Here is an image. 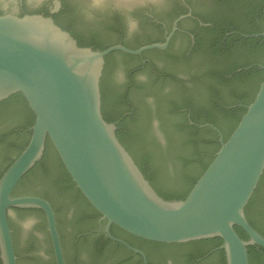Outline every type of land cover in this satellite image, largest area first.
<instances>
[{
  "label": "water",
  "instance_id": "95a60500",
  "mask_svg": "<svg viewBox=\"0 0 264 264\" xmlns=\"http://www.w3.org/2000/svg\"><path fill=\"white\" fill-rule=\"evenodd\" d=\"M115 1L127 5L137 0ZM241 36L264 37V32ZM166 46L167 43L155 44L132 51L114 45L95 51L80 47L51 17L0 15V103L20 94L34 114L27 145L0 177V264L18 261L10 223L19 264H49V249L40 228L41 213L14 210L41 211L55 263L66 264L60 235L67 245L68 260L71 256L69 247L77 229L70 222L71 211L60 214L57 223L47 200L38 196L12 197L21 179L42 160L47 140L76 189L106 222V236L142 257L143 264H147L144 253L115 238L112 226L162 244L218 238L222 241L219 249L224 251L225 264H249V247L264 250V236L249 224L245 215L264 173V80L226 141L213 125L200 126L219 134L220 148L183 200H164L156 193L119 142L116 123L103 117L101 79L105 57L117 51L138 55L143 50ZM115 76L118 83L124 84L123 67L115 71ZM144 99L152 110L148 119L151 141L165 148L168 132L162 123L166 120L172 125L177 119L168 115L163 119L153 112V98L146 95ZM5 159L0 160V168ZM235 227L241 228L248 240L241 239ZM31 232L37 239L34 253L40 258L39 263L26 258V239Z\"/></svg>",
  "mask_w": 264,
  "mask_h": 264
},
{
  "label": "trees",
  "instance_id": "16d2710c",
  "mask_svg": "<svg viewBox=\"0 0 264 264\" xmlns=\"http://www.w3.org/2000/svg\"><path fill=\"white\" fill-rule=\"evenodd\" d=\"M203 21L210 23L206 28L209 32V42L205 45L207 48L206 62L202 65L203 81L188 83L196 85V89L201 92L197 101L190 93L192 88L177 80L159 84L155 89L142 88L144 93L137 97L131 83L110 81L109 73L114 68L109 64H106L101 79L104 119L109 123H116L119 142L164 200H183L220 148L218 135L211 128L200 126L213 125L221 130L223 141H226L246 112V107H231L241 99L246 100L248 106L264 80V69L260 68L264 66V37L241 36L264 32V0H229L225 6L218 5L215 15L205 16ZM239 69L241 71H238ZM198 85L204 86V90H200ZM126 93L128 101L124 98ZM146 95L153 98V112H157L163 119L167 115L177 119L172 125H168L166 120L162 123L168 132V144L165 148L154 145L151 141L153 137L148 119L152 110L144 99ZM127 102H130L131 106H128ZM125 114L127 115L124 116ZM33 123L34 114L20 94L0 103V160L6 157L3 167L0 168V177L27 145L30 138L29 129ZM19 196H38L50 202L57 223L58 217L62 216L60 214L66 213L67 210L71 211V223L80 222L81 219L94 220L99 215L76 189L49 140L46 142L42 160L14 189L12 197ZM14 211L41 213L40 228L44 232V242L49 249V264H56L44 214L39 210ZM245 215L249 224L264 236L261 227L264 226V173L245 208ZM65 217H68V212ZM10 227L19 264L11 223ZM234 229L241 239L248 240L247 234L241 228ZM116 231L115 227L111 230L115 237L118 236ZM122 233L133 239V243L145 253L151 247L152 251L160 255L178 257L184 264H225L224 251L219 249L222 241L218 238L183 244H162ZM87 239L90 243L88 255L93 263L97 264L104 258L103 248L110 246V240L103 230ZM36 240L32 232L28 234L26 258L39 263L40 258L34 253V249L38 247ZM60 240L66 263L79 264L72 261L71 256L70 261L68 260L65 253L67 245L65 246L61 235ZM114 248L119 250L121 247L116 245ZM248 258L249 264H264V250L256 246L249 247Z\"/></svg>",
  "mask_w": 264,
  "mask_h": 264
},
{
  "label": "flooded vegetation",
  "instance_id": "af4514ba",
  "mask_svg": "<svg viewBox=\"0 0 264 264\" xmlns=\"http://www.w3.org/2000/svg\"><path fill=\"white\" fill-rule=\"evenodd\" d=\"M228 1L137 0L132 4L119 5L115 0H0V15L36 14L51 17L59 27L70 33L80 47L96 49L95 51H102L98 49H107L114 45L137 51L150 45L167 43L163 49L143 50L138 55L119 51L109 54L105 57V66L109 64L114 68L109 73L110 81L118 83L115 71L123 67L124 84L131 83L137 97L144 93L142 88L155 89L159 84L177 80L192 88L190 93L197 101L201 92L196 89L195 84L193 86L188 83L203 81L202 65L206 62L207 48L205 45L209 42V32L206 28L210 26L203 18L215 15L218 5L225 6ZM262 67L264 66H260L264 69ZM198 87L204 90V86ZM124 98L128 101L127 93ZM245 101L241 99L231 108H245ZM127 105L131 106V103L127 102ZM218 131L224 139L221 130ZM217 135L219 141L220 136ZM73 223L77 229L71 239V260L79 264H96L88 255L90 243L87 238L100 234L102 230L104 233L106 222L97 215L94 220L81 219L80 222ZM113 227L115 226H112L111 230ZM116 230L120 229L115 227ZM116 232L118 236H114L115 238L140 250L133 243V239L122 233L123 231ZM112 244L121 248L117 250ZM109 245L103 248L104 258L97 264H143L142 257L124 245L111 240ZM146 252L143 253L147 264H184L178 257L160 255L152 251L151 247ZM110 256H113L111 261Z\"/></svg>",
  "mask_w": 264,
  "mask_h": 264
}]
</instances>
